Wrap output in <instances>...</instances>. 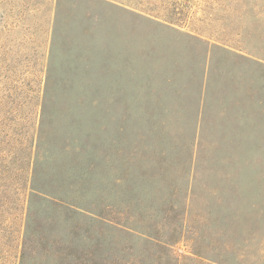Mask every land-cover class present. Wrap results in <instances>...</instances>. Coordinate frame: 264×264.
<instances>
[{"label": "rangeland", "instance_id": "374dc122", "mask_svg": "<svg viewBox=\"0 0 264 264\" xmlns=\"http://www.w3.org/2000/svg\"><path fill=\"white\" fill-rule=\"evenodd\" d=\"M25 232L40 264H264V0H0V264Z\"/></svg>", "mask_w": 264, "mask_h": 264}, {"label": "trees", "instance_id": "16d2710c", "mask_svg": "<svg viewBox=\"0 0 264 264\" xmlns=\"http://www.w3.org/2000/svg\"><path fill=\"white\" fill-rule=\"evenodd\" d=\"M71 209V208H68V210ZM74 212H76V210H74ZM103 218V219H107V218H104V216L102 215H99V218ZM99 218H93V219H98L100 221H104L102 219H99ZM102 222H99V223H102ZM108 224H106L107 227H110L109 225V222H107ZM116 227H114L115 229ZM117 229V228H116ZM119 231L122 232L123 231H127V230H124L123 228L121 229H117ZM128 233V231H127ZM97 234L101 237L103 236H110L111 237V232L110 231H105L102 227L98 226V230H97ZM44 241L40 238H38V236L36 235L35 232L33 233H24V239H23V250L21 252V255L22 257L20 258V255H19V264H40V261L42 262V260H44L46 258V255H47V250H45V248L43 247ZM177 243V242H176ZM32 253H35L36 256L32 255ZM29 254V255H28ZM37 254L40 255V258H38ZM172 256L174 255V252L172 251L171 252ZM27 255V256H26ZM24 256H25V259H24ZM171 257V256H169ZM175 258L178 259L177 256L174 255ZM183 257V256H181ZM199 259H196L194 260L195 263L194 264H211V260L207 257H204V256H200L198 255L197 256ZM40 260V261H39ZM211 262H209V261ZM117 264H120L119 262ZM122 264V263H121ZM123 264H125L123 262Z\"/></svg>", "mask_w": 264, "mask_h": 264}]
</instances>
